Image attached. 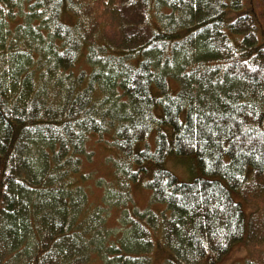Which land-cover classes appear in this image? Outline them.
Segmentation results:
<instances>
[{"label":"trees","instance_id":"1","mask_svg":"<svg viewBox=\"0 0 264 264\" xmlns=\"http://www.w3.org/2000/svg\"><path fill=\"white\" fill-rule=\"evenodd\" d=\"M112 12L117 43L87 36L91 0H0V264H218L235 243L255 248L264 0H117ZM104 134L121 192L93 208L103 178L85 172L86 144ZM168 157L198 175L180 181ZM140 180L149 208L128 202L114 239L108 211ZM233 193L261 203L249 219Z\"/></svg>","mask_w":264,"mask_h":264},{"label":"rangeland","instance_id":"2","mask_svg":"<svg viewBox=\"0 0 264 264\" xmlns=\"http://www.w3.org/2000/svg\"><path fill=\"white\" fill-rule=\"evenodd\" d=\"M103 2L107 0H91V22L94 20L95 27L92 25L88 28L89 39L101 31L104 36L112 40L113 43H117L115 39L116 31L114 30L115 19L113 17L112 9L116 6L117 0H110L107 5ZM73 19L71 23H74ZM101 23L104 27H100ZM110 134H104L102 136H91L90 141L86 144V150L90 153L88 160H84V170L87 173H91L94 179L103 178L100 183L95 184L91 181V207L103 206L106 202H110L112 199H117V192H121L118 188L114 177V166L118 159V152L116 147L112 144ZM105 160L113 163V168L104 164ZM165 167L180 181L190 182L197 175L198 171L193 160L181 159L177 157H168L165 160ZM87 166V167H86ZM144 180H140L138 184L130 185L127 188L125 201L120 207H111L108 211V220L113 223L110 235L115 239L117 236H125L128 234L125 224L122 222L123 215H127V203H133V207L139 212H143L149 208L150 193L144 188ZM89 189V188H88ZM236 202L241 204V207L249 219L259 205L255 202L245 201L238 195L232 194ZM150 201V200H149ZM261 207V206H260ZM262 209L264 206L262 205ZM122 210H127L122 212ZM129 213H133L132 209H129ZM255 234L256 247L251 248L248 244H233L230 247V251L225 258L218 264H243L248 258V254L255 257H262L264 259V213H262L257 219L256 224L253 227Z\"/></svg>","mask_w":264,"mask_h":264}]
</instances>
